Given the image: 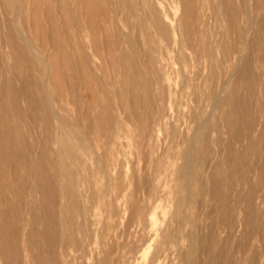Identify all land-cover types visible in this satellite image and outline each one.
<instances>
[{"label": "bare ground", "instance_id": "bare-ground-1", "mask_svg": "<svg viewBox=\"0 0 264 264\" xmlns=\"http://www.w3.org/2000/svg\"><path fill=\"white\" fill-rule=\"evenodd\" d=\"M110 1L105 0L106 7L102 8L105 17L102 29L97 28V11L91 3L85 7V14L92 32L99 29L103 33L112 76H106V63L94 40L92 55H79L78 61L75 57L63 58L62 64L70 68L69 75L65 76L69 80L66 82L70 86V104L77 113L71 126L60 116L58 99L51 89L62 85L63 80L52 73L50 62L37 54L39 48L25 36V30L14 25L5 34L6 41L1 48L11 49L10 57L20 73L13 78L8 75L1 63L4 51H0V264H84L89 235L96 230L93 218L99 205L111 189L117 194L123 191L121 184L115 188L111 184L98 186L88 192L81 189L83 182H89L93 175L94 156L102 163V172L108 162V156L104 160L90 139L79 138L81 131L77 127L80 117L88 128L94 127L90 115L97 108L98 96L102 99L100 108L106 121L104 126L98 125L103 132L100 142L104 143L105 139L109 146L117 143L120 132L130 123L135 128L138 124L142 126L146 131L143 137L148 138L151 147H156H152L148 156L152 161L146 160L151 165L146 169L148 178L136 179L131 196L128 195L131 200L127 204V218L126 211L117 208V196L105 202L107 216L99 236L110 242L97 249L93 264H131L133 257L124 254L126 246L118 243L120 234L112 232L113 218L116 216L119 222L126 219V228L120 233L129 240L142 223L143 210L150 213L157 209V201L171 194L182 195L175 203L172 219L180 217L183 209L191 204L208 210L207 196L214 203L208 231L200 239L193 234L190 249L181 255V261L178 259L173 264L183 261L190 264L199 240L202 248L198 252L207 256L203 264H264V97L251 102L232 86L236 78L256 94L253 88L264 77V73L255 71L264 62V0H254V10L250 8L252 0H176L181 6V15L174 19V24L148 0H124L118 7L127 27L114 34L107 26L113 20ZM71 21L80 25L76 19ZM227 27V32L221 30ZM52 33L43 38L51 41L52 49L58 48L61 43ZM81 36V31L69 36L76 54L85 46ZM63 47L67 48L65 44ZM215 65L221 68L219 77L213 72ZM189 106V111L183 109ZM218 111L222 113L220 124L214 121ZM258 111L263 120L255 118ZM30 117L40 129L52 130L56 123L64 130L69 126L72 139L88 145L80 149L78 145H52L59 138V130L47 138L49 145H42V141L29 145L25 134H21L20 124ZM221 130L222 141L213 143L214 134ZM161 132L165 133L162 149L158 146ZM179 145L186 149L172 155ZM221 147L225 164L230 167V172L227 169L232 180V185L228 184L230 193L222 174L209 173L210 185L202 180L209 169H220L213 162ZM253 156L258 160H252L255 162L252 167ZM72 160L79 166L84 165L88 179L82 177L79 168L69 166ZM202 213L190 216L189 223L198 227ZM170 220H162L163 228L151 237L152 247L147 249L148 256L151 255L149 264H162V260L170 257ZM222 234L226 236L224 240ZM145 245L142 240L136 249L132 248L137 253ZM217 254L223 255L217 257Z\"/></svg>", "mask_w": 264, "mask_h": 264}, {"label": "rangeland", "instance_id": "rangeland-1", "mask_svg": "<svg viewBox=\"0 0 264 264\" xmlns=\"http://www.w3.org/2000/svg\"><path fill=\"white\" fill-rule=\"evenodd\" d=\"M93 1L94 0H0V51L1 52L4 51V52H2L3 57H2V62H1L4 69L8 71L7 72L8 75L12 78L14 76H17L18 73H20V71L17 69V67L14 66L13 59L10 57L11 49L10 48H8V49L1 48L2 43H4V41H6V35H5L6 32L9 30V28H11V27L15 28V26H16V28L18 27V28L25 30V36L28 37L30 40L32 39L34 45H36V47L39 48L38 49L39 51L37 52V54L39 56L43 55L42 57H44L45 59H47L50 62V65L52 67V73L55 72L54 74H56L57 78L60 77L63 80L64 83L60 82V84L63 83L64 85L63 84L60 86L54 85L51 87V89L54 92V95L58 99V104H59L58 107L60 110V116L62 117L63 121L66 124H68L69 126L72 125L73 121L75 120V117H77V113H76L75 109H73L72 105L70 104V86H69V84L67 85L68 82H66V81H69V80H67L68 78H66V77L69 75L68 73H70V71L68 70L70 68L67 67L66 65L62 64L63 58L65 57L67 59V56H68L69 59H73L75 57V59L77 58V61H78L80 58L79 55L81 57L86 56V54H87V56L92 55V45H94V42H93V40H94L97 43L101 59H103L106 63V73H107L106 76L108 78H110L112 76V72H113V70L111 69V65L108 63L107 47H106V44L104 41L103 33L99 29L98 30L94 29V31H93L94 33L92 32V30L89 27V23L87 21V14H85V9H86L85 7L89 3H91L97 11V14H96L97 15L96 16V25H98L97 28L102 29L103 23L105 22V17L102 14V8L106 7V3H105V0H96L97 2H95V1L93 2ZM122 1L124 2V0H111L110 1V9L112 10L111 16H112L113 20H112L111 24L107 25V26H108V30H110L111 33H113V34L117 33L118 29L126 30V27H127L124 18L121 19L119 7H118L119 4L122 3ZM148 1L150 2V4L153 7H157L160 10L164 11L165 19L167 17V21H170L171 24H174V19H178L181 15V6L176 2V0H148ZM162 5H163V7H162ZM255 5H256L255 1L252 0L250 2V8L252 10H254L256 7ZM71 18L78 20V22L80 21V25H77L74 22H72ZM8 20H9V22H8ZM15 22H16V24H15ZM68 26H69V28H68ZM43 29H44V31H46V33L43 32ZM256 29H258V27ZM221 30L223 32H227L228 27L221 29ZM52 31H53V33H52ZM80 31L82 32V35H83V37L81 36L82 37L81 41L85 46L82 49L80 48L78 50V53L76 54V52L73 51V48L71 46L69 36L71 34H74V33L75 34L79 33ZM51 33L55 34L61 43V45L58 48L52 49L53 46L51 45V41L45 40V38H43L44 35H46L47 37L51 36ZM92 42H93V44H92ZM64 44H65V46H67V48L63 47ZM62 51H65L66 54H69V55H66ZM4 54H5V56H4ZM253 54H255V53H253ZM261 54H263V53H261ZM255 55H257L255 57H258L257 53ZM259 55H260V53H259ZM95 60L98 63H100L99 58L96 57ZM64 66H66V68H63ZM259 66H261V67H259ZM61 68H63L64 70H61ZM255 71L258 74H263L264 73V62L260 63V65H257ZM213 72L215 73L216 77H219L220 73H221V68H219L218 66L216 67V65H215ZM99 74H101V73H99ZM61 79H60V81H61ZM263 80H264V77L262 78V80L259 83H257L254 86L253 89L256 90V94H253L250 90H248L243 81L237 80L236 78L233 80L232 86H233V89L241 97H245L246 99H250L249 101L254 102L255 100L257 101L259 99V97H260V99H262L264 97V93H262ZM239 81H240V83H239ZM1 84L2 83L0 81V85ZM16 85L18 87H20V84L18 82ZM96 88L97 87L95 84V91H97ZM223 96H225V93L223 94ZM96 100H97V102L95 101V103H97V108L94 109L90 115L91 119L93 118L92 121H94V123H95V125L93 127L94 129L88 128L86 126L87 123L84 120H82V118L80 117L78 119L79 123L77 125L79 131H81L79 134V138L90 139L91 142L93 143V144L92 143L91 144L93 146L95 145L98 154L102 155L104 160L107 158V156L109 159L107 158L108 162H107V164H105V171L102 172V169H101L102 163L100 162V160L98 159L97 156H94V160L96 163L93 166H95V167H93V166L91 167L92 171L94 170L93 175L90 177L89 182L88 181L83 182V186L81 187V189L82 190L84 189L85 192H88V191H91L93 189H96L98 186H104V185H110L111 184V185H114L113 187L115 188L116 184H121L123 191L121 193L117 194L114 192L115 189H111V192H109L110 195H107V197L104 199V201L101 203V205H99V210L96 213L97 216H95L93 218L94 229H96V230H93V232L89 235V239H88L89 246L87 248L88 252H87L86 258L84 259L85 261L83 260L84 264H90V263L93 264L95 262L94 258H95V255L97 253V249L100 247H105L106 244H108V242H110V240H105V241L101 240V238L99 236V233H100L99 231H101L100 229H102L101 227H103L105 217L107 216L106 211H107L108 207L105 204V202L113 201V199L116 198V196H117V200H116L117 208L119 207V208L125 210L126 211V212H124L125 218H127V216L129 215V211L127 210V207H128L127 204H128V200H131V197H129L131 195H129V193H130V191H132V188L134 187V183L136 182V179H137V181L139 179L143 180L144 176H145V179L148 178L149 170L146 171V169L147 168L150 169L151 165H147V163L152 161V159L150 160L151 157L148 158V156H150L152 153V147H154V146L156 147V145H152V147H151V145H149L148 138L145 139L143 137L146 131H144L142 126H140L138 124L139 127L135 128L130 123H128V126L127 125L125 126L126 127L125 131L120 132L119 138L117 139V143H113L109 146L107 144V142H105L104 138H103L104 143L100 142L98 139L101 138L103 132L99 131L98 125L101 124L102 126H104L106 121L103 118V113H101V108H100V105L102 103V101H101L102 99L98 96V98ZM254 103H256V102H254ZM22 105H23L22 107L26 108V105L24 103H22ZM183 109L186 111H189L190 106L189 107H183ZM258 113H259V115L256 116L254 114L253 116L254 117L256 116L255 118H257V119L263 120L262 119V117H263L262 113H260V111H258ZM218 115H219V117H218ZM32 119H33L32 117L27 118V119L23 120L22 124H20L21 128H22L21 134L22 135L25 134L24 136L27 139V142L29 145H33V144L38 145L39 142H41V141H42L41 142L42 145H49L48 139L50 136L55 135L56 130H59L57 132V134H58V137L60 139L57 137L58 140H56L54 143H52V145H58V146L68 145L71 147L74 145L77 147V145H78L79 149L82 148V146L88 145L86 143L83 145L82 143L78 142L77 140L72 139L73 134H72V130L69 126H68L69 128L67 127L64 130L62 127H59L60 125L58 123H56L55 128H53L52 130H45L42 128L41 129L38 128L37 125L34 124ZM214 121L215 122L218 121L219 124L221 123V121H222L221 111L216 112V115L214 117ZM27 125H29V126H27ZM129 126H130V129L132 131H130ZM56 127H57V129H56ZM95 127H96V129H95ZM90 130H91V132H90ZM35 133H36V135H35ZM125 133H127V135ZM63 135H64V137H63ZM257 135L258 134H255V136H257ZM222 138H223V132L221 130L220 133L214 134L213 143H215L217 141H222ZM225 138H226V136H225ZM35 139H37V140H35ZM164 140H165V133L161 132L159 135V142H158V146L160 149H162V147H163ZM69 143H70V145H69ZM145 143L147 144V147L145 146L146 145ZM148 146H150V147H148ZM239 146L240 145H237L238 149L241 150L240 149L241 146L240 147ZM185 149H186V147L184 145H183V147L181 145H179L176 150L172 151V155H173V153L174 154L177 153V151H184ZM219 149H220L221 153L218 154L219 156L215 159L213 164L215 163L214 165H216L218 163L220 165V169L218 171H215L214 169L212 170V168L209 169L203 175L202 180L207 185H210L209 177L212 173L222 174L224 176L225 186L228 190L230 188V186L232 185V183H231L232 180L229 177L230 167L228 169V166L225 164L226 156H225V152L223 150V147H221ZM219 149H218V151H219ZM144 150L148 153L146 154V152ZM118 151H119V154H118ZM140 151H143V152H140ZM104 153L105 154L107 153V154L104 155ZM110 153H112V154H110ZM144 153H145V155H144ZM199 154L200 153H198L197 155H199ZM146 155H147V157H146ZM95 157H97V158H95ZM111 157H112V159H111ZM142 159H144V160H142ZM254 159H257L256 156H253L252 159H250L252 167L254 166L253 164H255V162H253V161L258 160V159L257 160H254ZM112 160L114 163L112 162ZM105 162L106 161H104V163ZM97 163H98V165H97ZM179 163H181V162H179ZM70 164H69V166L71 168H74V167L79 168V170H81V172H83L82 177L86 180L87 177L85 178V176H88V174L84 170V165L79 166L78 162L75 160H72V163H70ZM96 166L99 168L97 169ZM140 166H141V168H140ZM143 166H146V167H143ZM143 168H144V170H141ZM96 169H97V173H95ZM227 169L229 170V172L227 171ZM106 170H108V171H106ZM108 173H109V175H108ZM209 173H211V174H209ZM125 174H127V175L125 176ZM129 174H131V175H129ZM135 174H136V176H135ZM119 176L121 178H119ZM141 176H143V178ZM135 177H137V178H135ZM230 180H231V182H230ZM96 181H98V183ZM230 183H231V185L229 186L228 184H230ZM229 193H230V189H229ZM228 195H230V194H228ZM181 196H182L181 194H171V195H169V198L162 197L156 203L157 209H152L150 211V213H148L149 212L148 210L144 209L143 213L141 214V218L143 219L142 223L139 225L138 228H136V230L134 229L135 235L132 238H130L129 240H128L127 235H122L120 233V232L124 231L126 228V219H122L121 222H119L117 220L118 218L116 216L113 218V224H112L113 226L112 227H114V229L112 228V232H114L113 234H115V235H118V233L120 234V235H118L119 236L118 243L120 245L123 243L126 246L125 247L122 244V247H125L124 251H123L124 254H127V256H129V257H133L134 261H132L131 264H149V260L151 258V255L148 256L147 249L152 247L151 237H152V235L154 236V234L159 233V231L163 228V221L164 220H166V221L170 220V219L172 220V224H171L172 235L170 236L172 250H170L171 259L169 257L168 260H164L165 262L162 260V262H161L162 264H173V262L176 260L181 261V259H182L181 255H183L185 253V251H188L190 249L192 242L194 241V239L192 240L193 234L199 235V239H200L202 237V234H205V232L208 231V226H210L211 222H212V216L210 215V212L212 211L211 206H213V204H214L213 202H211V203L209 202L210 197L209 196L206 197L207 204L209 205L208 210H202L201 206H195V205L191 204L188 207L183 209L184 212L182 213V215L180 217L172 219L173 214L175 212V203L177 200H179L181 198ZM197 212H200V213L203 212V213L201 214V220L198 223V227H194L193 224L189 223L190 219H191L190 216H192L194 213H197ZM170 213H172V214H170ZM147 214H148V216H146ZM208 214H209V216H208ZM184 217L186 219H184ZM146 220H147V222H146ZM210 220H211V222H210ZM116 221L119 223V224H117L118 226L115 223ZM186 221H187V223H186ZM147 224H148V226H147ZM176 225H177V227H176ZM184 225H185V227H183ZM146 226H147V229H146ZM194 228H196V230H194ZM180 230H181V232H180ZM173 233L175 235H173ZM224 236H225V234H222L223 240L226 238V236L225 237ZM125 237H127V238H125ZM137 237H139V238H137ZM188 237L191 239L189 240ZM123 240L125 242L126 241L127 242L125 243ZM142 240L145 241L146 245L142 249H139L136 253L135 249L138 245L142 244ZM120 241H122V242H120ZM100 244H102V246H97ZM132 247H135V249ZM201 248H202V244L199 240L197 252L198 251L200 252ZM133 251L136 254L135 253L132 254L131 252H133ZM197 252H196V255H193L191 257L190 264H195V263L196 264H203L204 262H206L207 256H205L204 254H201L199 252H198L199 254H197ZM144 255H145V257H144ZM222 255L217 254V257H222ZM196 256H197V258H196ZM142 257H144V258L142 259ZM93 259H94V261H93ZM182 264H185V262L183 261Z\"/></svg>", "mask_w": 264, "mask_h": 264}]
</instances>
